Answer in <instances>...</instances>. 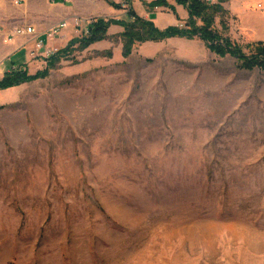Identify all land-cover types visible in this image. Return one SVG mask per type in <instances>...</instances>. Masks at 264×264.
Masks as SVG:
<instances>
[{
    "label": "rangeland",
    "instance_id": "1",
    "mask_svg": "<svg viewBox=\"0 0 264 264\" xmlns=\"http://www.w3.org/2000/svg\"><path fill=\"white\" fill-rule=\"evenodd\" d=\"M260 15L214 28L244 46ZM119 30L0 90V264H264V71L198 37L124 57Z\"/></svg>",
    "mask_w": 264,
    "mask_h": 264
},
{
    "label": "trees",
    "instance_id": "2",
    "mask_svg": "<svg viewBox=\"0 0 264 264\" xmlns=\"http://www.w3.org/2000/svg\"><path fill=\"white\" fill-rule=\"evenodd\" d=\"M175 1L177 4L183 5L187 11V18L183 26L178 24L169 25L160 29L152 20L139 16L133 8L130 7L125 13V17L122 18L96 17L95 21L89 25V37L82 40L81 43L88 45L94 41L104 39L110 25L122 27L119 36L122 41V55L124 57L131 54L132 47L136 43L161 41L173 37H184L187 39L198 37L218 56L229 54L237 59L242 68L251 70L257 67L264 71L263 40L250 41L244 46H241L229 36L215 30L214 22L216 17L220 18L222 29H226L223 18L227 11L221 4L223 0H216L214 3H209L204 0ZM108 3L115 8H120L119 4L110 0H108ZM148 6L151 9L165 6L171 9L176 18L179 19L173 6H171L167 0H155L149 3ZM74 44L75 40H71L65 49H60L57 53L45 59L47 61L46 67L34 74H29L24 66H19L16 70L5 71L0 79V90L45 78L48 75L49 69L53 68L57 60L65 55ZM243 48H246L248 53H245Z\"/></svg>",
    "mask_w": 264,
    "mask_h": 264
},
{
    "label": "crops",
    "instance_id": "3",
    "mask_svg": "<svg viewBox=\"0 0 264 264\" xmlns=\"http://www.w3.org/2000/svg\"><path fill=\"white\" fill-rule=\"evenodd\" d=\"M116 4H119L122 0H110ZM142 1L149 2V0H130L129 6L141 17L146 19H152L155 25L159 28H164L166 24L171 25L174 23V15H164L167 19L163 25H158L156 22L157 12H153L151 8L140 6ZM169 3L170 1L167 0ZM14 0H0V26L3 28H10L13 25L27 24L34 26L38 31H44L54 24L62 21L69 23V26L62 29V37H58L53 41L49 42L48 45H61L65 41L73 36L75 31L71 22L76 17L82 18H96V17H114L121 15L120 18L125 17V11L120 8H115L108 3V0H19L17 5H14ZM173 4V3H171ZM226 9L227 14L230 17H235L240 30L243 26L240 24V17L238 14L247 16L250 15L252 10H259L261 12L260 22L252 32L255 39L250 41L263 40L264 41V0H239L237 4L232 0H223L221 3ZM175 9L181 18L187 17L186 8L182 5L175 4ZM260 5V6H259ZM139 7L141 11L137 9ZM102 9V11L100 10ZM102 12H106L102 13ZM160 12V11H159ZM110 15V16H108ZM118 30V27L115 26ZM110 29V28H109ZM122 29V27H121ZM120 31V30H119ZM250 32V31H249ZM245 36V35H244ZM33 49L31 43H26L25 38H15L9 43L1 44L0 52H3L0 64L3 61H9L16 59L22 62L14 64V61L10 60V65L5 71H8L9 67H16L20 65H27L32 60L30 51ZM39 55V53H38ZM39 57V56H38ZM40 60H44L39 57Z\"/></svg>",
    "mask_w": 264,
    "mask_h": 264
},
{
    "label": "built area",
    "instance_id": "4",
    "mask_svg": "<svg viewBox=\"0 0 264 264\" xmlns=\"http://www.w3.org/2000/svg\"><path fill=\"white\" fill-rule=\"evenodd\" d=\"M130 0L120 1V9L125 11L129 10ZM155 0H149L148 3H151ZM209 3H214L216 0H204ZM19 0H14V3H18ZM260 6V5H259ZM157 8V7H154ZM95 21V18H82L76 17L72 20L71 24L76 32L87 33L89 25ZM69 26V23L66 21L59 22L52 25L44 31H38L34 26L27 24L13 25L10 28H3L0 26V38L4 43H9L15 38H25L26 43H31L33 49L30 51V54L33 59L38 56L44 60L51 57L57 53L60 48L54 45H48L49 42L53 41L58 37H62L61 31ZM39 53V55H38Z\"/></svg>",
    "mask_w": 264,
    "mask_h": 264
}]
</instances>
